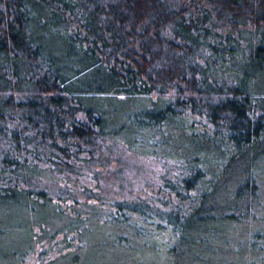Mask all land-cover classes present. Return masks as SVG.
<instances>
[{
  "label": "trees",
  "instance_id": "1",
  "mask_svg": "<svg viewBox=\"0 0 264 264\" xmlns=\"http://www.w3.org/2000/svg\"><path fill=\"white\" fill-rule=\"evenodd\" d=\"M119 147L159 158L158 189L128 187L123 164L97 196L83 177ZM38 201L64 264L91 219L119 251L155 237L165 261L259 259L264 0H0V206Z\"/></svg>",
  "mask_w": 264,
  "mask_h": 264
},
{
  "label": "rangeland",
  "instance_id": "2",
  "mask_svg": "<svg viewBox=\"0 0 264 264\" xmlns=\"http://www.w3.org/2000/svg\"><path fill=\"white\" fill-rule=\"evenodd\" d=\"M115 153L113 154L115 164L111 163V166L109 165L106 170L100 168L101 172L96 180L92 176L83 177L90 184H94L93 181L96 186L97 182L100 183L99 193L103 195L102 197L97 195L98 197L108 198L107 201L113 200V171L116 170V167L118 168V165L123 164L125 166L123 173L127 178L128 187L136 188L140 185V187L153 186L158 189L163 180L160 173L162 163L159 158H150L148 155L138 152L133 153L124 147H119ZM49 181L45 180L44 184ZM147 181L149 182L147 183ZM134 188L131 190L137 192L138 188ZM82 191L79 193L80 200H88L86 198L87 191ZM37 207V211L27 213L18 206L10 207L7 210H2L0 206V264H64L65 259L60 257L61 254L63 255L61 248L64 244L59 241L64 239L65 235L63 232L58 233L59 230H55L58 235L57 237L56 235L52 236L54 225L52 223L50 229L46 224L53 220L51 216H55L51 212L53 207L51 204L45 206L39 201ZM77 208L84 209L80 205ZM90 222L89 231L83 234L80 244L71 251L66 259L72 258L73 253H81L83 256L80 258L81 264H228L227 262L252 264L254 260L259 262L264 259V254L257 259L254 253L246 254L247 256L243 258L235 254L234 256L233 254L213 256L202 252L201 259H196L197 261L193 257L187 258L186 256L165 261L162 253H167L166 241L150 237L147 241L137 242L131 248L126 247L119 251L115 248L113 237L107 231L108 225L104 221L94 219H91ZM59 223L63 227L66 221L63 220ZM73 264H77V261H74Z\"/></svg>",
  "mask_w": 264,
  "mask_h": 264
}]
</instances>
